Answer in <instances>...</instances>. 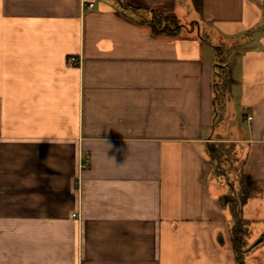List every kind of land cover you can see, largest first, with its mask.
<instances>
[{"label":"crops","instance_id":"1","mask_svg":"<svg viewBox=\"0 0 264 264\" xmlns=\"http://www.w3.org/2000/svg\"><path fill=\"white\" fill-rule=\"evenodd\" d=\"M262 234L264 0H0V264H264Z\"/></svg>","mask_w":264,"mask_h":264},{"label":"trees","instance_id":"2","mask_svg":"<svg viewBox=\"0 0 264 264\" xmlns=\"http://www.w3.org/2000/svg\"><path fill=\"white\" fill-rule=\"evenodd\" d=\"M194 5L198 12L201 11V0H194ZM153 29L155 33H165L167 35H176L179 29V25L176 19L165 16L157 15L154 17ZM225 59L222 53L217 55L215 74L218 75L220 83L217 84L214 93V107L217 109L218 102H223L228 93L230 86L232 84V79L230 78L229 72L226 66L223 65ZM217 112V111H216ZM233 151V146L229 144H211L209 146V152L212 157L213 163L215 162V171L220 173L218 166L221 161L225 163L228 162L230 165L233 163L230 158ZM231 159V160H230ZM230 160V161H229ZM219 168V169H217ZM260 192V187L257 182L251 180L242 172L238 174V188L233 192L231 191L228 195L223 197L224 202L230 209L231 212V225H230V235L233 250L239 256L242 249L245 247V237L247 236V228L244 225L243 220L240 217V211L243 205L252 198L256 193ZM238 264H242L239 261Z\"/></svg>","mask_w":264,"mask_h":264},{"label":"rangeland","instance_id":"3","mask_svg":"<svg viewBox=\"0 0 264 264\" xmlns=\"http://www.w3.org/2000/svg\"><path fill=\"white\" fill-rule=\"evenodd\" d=\"M222 103L223 102H218V104H217V109H216V111L219 113V115H220V110H221V107H222ZM223 122H220V121H217V123L215 124V135H218L220 132H222V131H224L225 129H224V126H223V124H222ZM230 158L232 159V155L230 156ZM230 159V160H231ZM233 159H234V157H233ZM229 160V161H230ZM222 165H224L225 164V166H227L226 165V163L224 162V161H221L220 162ZM219 163V167H220V169L219 168H217V169H219V171L221 170V164ZM233 164V163H232ZM218 172V171H217ZM214 173H216V171H215V166H214Z\"/></svg>","mask_w":264,"mask_h":264},{"label":"built area","instance_id":"4","mask_svg":"<svg viewBox=\"0 0 264 264\" xmlns=\"http://www.w3.org/2000/svg\"><path fill=\"white\" fill-rule=\"evenodd\" d=\"M92 5H89V7H91ZM74 62H76V59L74 57H71L70 59H68V65H72ZM215 86H214V90H215ZM248 119H250V117H248Z\"/></svg>","mask_w":264,"mask_h":264},{"label":"water","instance_id":"5","mask_svg":"<svg viewBox=\"0 0 264 264\" xmlns=\"http://www.w3.org/2000/svg\"><path fill=\"white\" fill-rule=\"evenodd\" d=\"M262 238H264V234H262L261 236H260V238L258 239V240H256L248 249H250V248H252L253 246H255L256 244H258L261 240H262Z\"/></svg>","mask_w":264,"mask_h":264}]
</instances>
